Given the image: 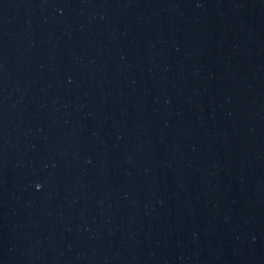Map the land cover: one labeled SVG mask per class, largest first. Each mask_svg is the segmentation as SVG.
<instances>
[{"label": "water", "instance_id": "1", "mask_svg": "<svg viewBox=\"0 0 264 264\" xmlns=\"http://www.w3.org/2000/svg\"><path fill=\"white\" fill-rule=\"evenodd\" d=\"M0 264H264V0H0Z\"/></svg>", "mask_w": 264, "mask_h": 264}]
</instances>
